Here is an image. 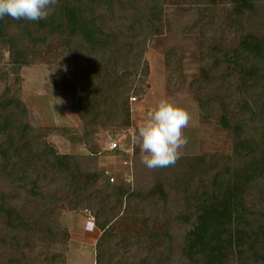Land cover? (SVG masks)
Instances as JSON below:
<instances>
[{
  "label": "trees",
  "instance_id": "trees-1",
  "mask_svg": "<svg viewBox=\"0 0 264 264\" xmlns=\"http://www.w3.org/2000/svg\"><path fill=\"white\" fill-rule=\"evenodd\" d=\"M166 35L198 43L189 88L231 151L157 169L133 157L131 181L111 183L97 134L131 127L148 49ZM3 52L12 68L64 70L54 87L86 154L49 141L69 129L30 124ZM164 63L168 84L184 85L179 52ZM61 207L93 220L95 264H264V0H58L46 19H0V264H68Z\"/></svg>",
  "mask_w": 264,
  "mask_h": 264
},
{
  "label": "rangeland",
  "instance_id": "rangeland-1",
  "mask_svg": "<svg viewBox=\"0 0 264 264\" xmlns=\"http://www.w3.org/2000/svg\"><path fill=\"white\" fill-rule=\"evenodd\" d=\"M180 54L181 74L185 83L180 87L168 84L164 56L170 50ZM2 65L11 77L22 79V100L29 111L30 124L35 128L61 127L69 129L66 135L56 133L49 138L61 154H86V146L77 140L82 124L72 112L69 102L54 87L62 78L64 70H50L45 64H34L19 69L8 64V54L3 52ZM150 75L149 88L145 94L132 99L131 127L115 132L101 130L97 134L100 149V169L115 182L131 181L133 157H141V149L133 140V134L147 118L148 113L161 99L170 100L185 108L190 115L183 134L188 143L180 149L181 155L227 154L231 151V138L213 122L202 120L196 99L189 88L199 75L198 43L193 39L166 35L158 37L147 53ZM74 138V139H73ZM118 146L112 149V144ZM115 151L121 154L115 155ZM60 222L71 236L64 250L68 264H95V244L100 235L90 215L86 212L71 213L59 208ZM93 221V220H92Z\"/></svg>",
  "mask_w": 264,
  "mask_h": 264
},
{
  "label": "clouds",
  "instance_id": "clouds-1",
  "mask_svg": "<svg viewBox=\"0 0 264 264\" xmlns=\"http://www.w3.org/2000/svg\"><path fill=\"white\" fill-rule=\"evenodd\" d=\"M58 0H0V19L39 21L46 19ZM190 121L187 110L161 99L133 134L141 149V161L149 169L173 166L188 143L183 134Z\"/></svg>",
  "mask_w": 264,
  "mask_h": 264
},
{
  "label": "built area",
  "instance_id": "built-area-1",
  "mask_svg": "<svg viewBox=\"0 0 264 264\" xmlns=\"http://www.w3.org/2000/svg\"><path fill=\"white\" fill-rule=\"evenodd\" d=\"M117 146H118V145H117L116 143L112 144V149L117 148ZM110 182H111V183H114V182H115V179H114V178H111V179H110Z\"/></svg>",
  "mask_w": 264,
  "mask_h": 264
},
{
  "label": "crops",
  "instance_id": "crops-1",
  "mask_svg": "<svg viewBox=\"0 0 264 264\" xmlns=\"http://www.w3.org/2000/svg\"><path fill=\"white\" fill-rule=\"evenodd\" d=\"M90 222H93L92 220Z\"/></svg>",
  "mask_w": 264,
  "mask_h": 264
}]
</instances>
